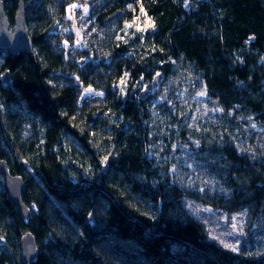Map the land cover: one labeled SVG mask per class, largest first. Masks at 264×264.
Here are the masks:
<instances>
[{
    "label": "trees",
    "instance_id": "trees-1",
    "mask_svg": "<svg viewBox=\"0 0 264 264\" xmlns=\"http://www.w3.org/2000/svg\"><path fill=\"white\" fill-rule=\"evenodd\" d=\"M71 1L23 0L32 51L0 49V159L31 210L0 174V264H264V0L92 1L86 63ZM196 207L240 218L233 247Z\"/></svg>",
    "mask_w": 264,
    "mask_h": 264
},
{
    "label": "water",
    "instance_id": "water-1",
    "mask_svg": "<svg viewBox=\"0 0 264 264\" xmlns=\"http://www.w3.org/2000/svg\"><path fill=\"white\" fill-rule=\"evenodd\" d=\"M124 16V12L116 11L110 15L106 21H111L115 18ZM9 22L5 13V0H0V49H8L11 52H17L18 50L32 51V38L29 34V30L26 28L25 9L23 0H19V6L17 10V16L15 19V32L9 30ZM161 80V75H157L153 84L157 85ZM1 82L3 87H7L11 78L9 72L3 73L1 76ZM148 93L147 90L142 92V96ZM2 125V118L0 115V128ZM0 174H2L6 181V197L13 203L18 205L21 216L26 224L29 223L31 217V210L23 200V191L25 188V182L22 176L11 174L8 164L4 159H0ZM2 242V239H0ZM21 248L23 251V258L27 263H31L36 259L38 255V245L34 234L27 231L21 239Z\"/></svg>",
    "mask_w": 264,
    "mask_h": 264
},
{
    "label": "rangeland",
    "instance_id": "rangeland-1",
    "mask_svg": "<svg viewBox=\"0 0 264 264\" xmlns=\"http://www.w3.org/2000/svg\"><path fill=\"white\" fill-rule=\"evenodd\" d=\"M91 3V0H72L67 6V26L62 27V34L64 35L62 45L67 49V58H74L81 63H86L89 60L85 56L77 57V52L88 51V36L91 31L88 30L90 22L86 17L89 14ZM72 5H76V7H72ZM85 8H87V11H85ZM26 28L28 29L27 26ZM9 30L15 32V26H9ZM86 30L87 32H85ZM66 34L68 36L72 35V40L68 39L65 36ZM80 91L82 97L94 98L95 95V98L98 99L97 95L101 94L92 87L83 85H80ZM196 212L200 214V218L206 223L212 239H216L220 244L223 243L230 247L234 246L237 239V236H235L237 234V224L241 222L238 216H228L202 207H196Z\"/></svg>",
    "mask_w": 264,
    "mask_h": 264
},
{
    "label": "bare ground",
    "instance_id": "bare-ground-1",
    "mask_svg": "<svg viewBox=\"0 0 264 264\" xmlns=\"http://www.w3.org/2000/svg\"><path fill=\"white\" fill-rule=\"evenodd\" d=\"M91 1H96V0H91ZM107 22H110V21H107ZM98 26H97V20L96 19H93V21H92V28L93 29H96ZM68 35V34H67Z\"/></svg>",
    "mask_w": 264,
    "mask_h": 264
},
{
    "label": "snow or ice",
    "instance_id": "snow-or-ice-1",
    "mask_svg": "<svg viewBox=\"0 0 264 264\" xmlns=\"http://www.w3.org/2000/svg\"><path fill=\"white\" fill-rule=\"evenodd\" d=\"M72 7H76V5H72ZM85 11H87V8H85ZM0 239H2V237H0ZM235 250V249H233Z\"/></svg>",
    "mask_w": 264,
    "mask_h": 264
}]
</instances>
